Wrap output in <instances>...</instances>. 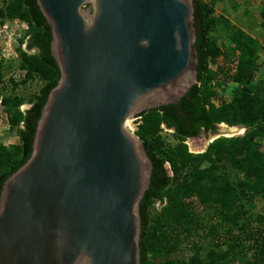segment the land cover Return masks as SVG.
<instances>
[{
    "label": "water",
    "instance_id": "1",
    "mask_svg": "<svg viewBox=\"0 0 264 264\" xmlns=\"http://www.w3.org/2000/svg\"><path fill=\"white\" fill-rule=\"evenodd\" d=\"M37 4L61 77L30 158L1 191L0 264H141L140 203L153 165L129 126L198 82L195 3Z\"/></svg>",
    "mask_w": 264,
    "mask_h": 264
},
{
    "label": "trees",
    "instance_id": "2",
    "mask_svg": "<svg viewBox=\"0 0 264 264\" xmlns=\"http://www.w3.org/2000/svg\"><path fill=\"white\" fill-rule=\"evenodd\" d=\"M193 1L198 82L178 102L137 117L142 123L136 134L153 165L149 188L140 203L141 264H236L237 256L247 258L249 264H264V214L251 210L257 198L264 201L261 46L243 30L228 25V49L223 50L210 35L221 20L228 24L224 17H215L216 0ZM4 20H19L28 28L19 41L21 79L6 81L0 61V105L9 130L18 137L17 144H0V197L5 181L30 158L42 109L61 77L51 53V27L37 0H0V23ZM220 57L225 60L223 65H210ZM35 81L42 83L38 93L27 99L15 93ZM228 82L235 84L232 99L220 96L219 106L211 103L218 96L217 88ZM26 104L30 107L23 110ZM223 123L243 126L247 132L242 137H219L202 153L189 151V138L215 133ZM163 126L178 140L173 148L161 143ZM195 206L206 215L196 212ZM217 218L226 232L221 241L213 242L207 251L198 247L186 256L184 248L196 246L194 237H218L212 223Z\"/></svg>",
    "mask_w": 264,
    "mask_h": 264
},
{
    "label": "rangeland",
    "instance_id": "3",
    "mask_svg": "<svg viewBox=\"0 0 264 264\" xmlns=\"http://www.w3.org/2000/svg\"><path fill=\"white\" fill-rule=\"evenodd\" d=\"M209 2L210 0H205ZM264 9V0H216L214 5V15L215 17H224V20L228 24L222 23V20L217 24V29L210 35L212 38L217 40V44L223 50H227L226 43L228 39V30L226 29L229 25L230 27L235 26L237 28H246L250 33L254 34L257 40L262 41L264 44V17L262 16V11ZM0 61H2V68L5 70V80L8 81L10 77H14L17 81L21 79V73L18 70L19 66V51L20 39L26 34L27 25L19 20H4L2 24L0 23ZM26 49L25 45L21 46ZM258 52V60L261 65L260 77L264 75V46ZM224 58L220 57L215 63H210L211 66L223 65ZM39 81L28 83L25 86H20V88L15 92L20 96H24L26 99L32 96L41 88ZM235 84L228 82L222 83L220 88H217V97L211 99V103L216 106L220 105V96L224 99L230 101L232 99V92ZM1 102V101H0ZM30 105L26 104L22 107L26 110ZM141 118H137L130 122V127L136 132L141 125ZM247 129L243 126L230 127L227 124H220L217 126L216 134L208 133L202 134L199 137L191 138L186 141L189 151L194 154L204 152L212 140L218 137H242L246 134ZM161 143L164 147L173 148L178 140L175 139L172 130L166 129L164 126L159 133ZM18 143V137L15 132L9 130V126L5 121L4 114L2 112V107L0 105V144L5 146H10ZM262 147L264 149V139H262ZM166 168L170 170V164H166ZM155 207L161 209L162 205L157 204ZM196 212L202 215H206L202 208L195 206ZM251 210L257 214H264V201L261 198H257L251 204ZM215 224L218 230V237H211L200 234L199 237H194L193 242L196 244H190L188 247L184 248L185 255L189 256L192 252L198 248L202 247L204 251H207L214 243L220 242L221 237L225 236V228L219 221V218L214 219L212 222ZM185 247V246H184ZM247 258H242L237 256L235 259L236 264H249Z\"/></svg>",
    "mask_w": 264,
    "mask_h": 264
},
{
    "label": "crops",
    "instance_id": "4",
    "mask_svg": "<svg viewBox=\"0 0 264 264\" xmlns=\"http://www.w3.org/2000/svg\"><path fill=\"white\" fill-rule=\"evenodd\" d=\"M264 10V9H263ZM239 29H241V30H243L244 32H246L247 34H249L250 36H252L255 40H257L256 39V37H254L255 35L254 34H252V33H250V31L248 30V29H246V28H239ZM259 43H260V46H261V48H260V50L262 49V47L264 46V44H263V42L262 41H259V40H257ZM260 52V51H259Z\"/></svg>",
    "mask_w": 264,
    "mask_h": 264
},
{
    "label": "built area",
    "instance_id": "5",
    "mask_svg": "<svg viewBox=\"0 0 264 264\" xmlns=\"http://www.w3.org/2000/svg\"><path fill=\"white\" fill-rule=\"evenodd\" d=\"M0 27H1V26H0ZM0 31H1V28H0ZM135 119H137V118H135ZM135 119H134V120H135ZM129 127H130V126H129ZM130 128H131V127H130ZM131 129H132V128H131ZM132 130H133V129H132ZM133 131H134V130H133Z\"/></svg>",
    "mask_w": 264,
    "mask_h": 264
},
{
    "label": "flooded vegetation",
    "instance_id": "6",
    "mask_svg": "<svg viewBox=\"0 0 264 264\" xmlns=\"http://www.w3.org/2000/svg\"><path fill=\"white\" fill-rule=\"evenodd\" d=\"M137 117H138V116H137ZM207 134H208V133H207ZM207 134H206V135H207ZM212 134H216V132H215V133H212ZM189 139H191V138H189Z\"/></svg>",
    "mask_w": 264,
    "mask_h": 264
}]
</instances>
